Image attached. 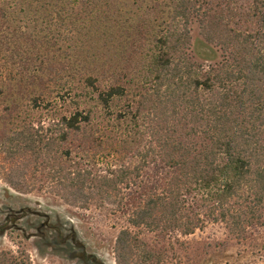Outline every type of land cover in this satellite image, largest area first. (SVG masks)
<instances>
[{
  "label": "trees",
  "instance_id": "1",
  "mask_svg": "<svg viewBox=\"0 0 264 264\" xmlns=\"http://www.w3.org/2000/svg\"><path fill=\"white\" fill-rule=\"evenodd\" d=\"M204 4L140 0L142 12L133 13L131 24L121 11L125 0H0V31L13 13L31 14L47 27L54 19L68 32L87 29L95 41L105 37L118 58L130 62L124 67L130 78L113 72L117 78L108 80L109 48L104 56L101 45L89 44L74 61L65 52L58 69L61 109L47 106L45 116L0 124V180L7 186L79 208L109 206L126 216L115 238L116 264L162 260L164 252L138 239L140 230L189 235L221 223L230 237L246 241L264 227V0H250L236 19L247 25L233 21L232 27ZM192 20L220 60H193ZM102 58L98 81L83 63L89 59L96 67ZM74 69L83 76L77 97L67 86ZM90 93L103 127L94 123L96 106L80 107ZM39 102L30 99L34 108L42 107ZM124 123L130 140L123 137ZM116 144L128 160H107V147ZM0 264L14 263L3 254Z\"/></svg>",
  "mask_w": 264,
  "mask_h": 264
},
{
  "label": "rangeland",
  "instance_id": "2",
  "mask_svg": "<svg viewBox=\"0 0 264 264\" xmlns=\"http://www.w3.org/2000/svg\"><path fill=\"white\" fill-rule=\"evenodd\" d=\"M139 1L125 0V6L121 9L124 17H132L131 24L136 18L133 13L142 12L136 6ZM148 1L145 0V2ZM201 1L211 6L209 11L211 16L221 15L223 20L229 23V27H232L233 21H241L243 25H247L245 19L244 21L236 19L248 10L250 0ZM145 6L144 3L142 5L143 10ZM229 9L232 14L229 13ZM190 28L192 36L190 55H192L193 60L201 63H212L220 60V51L217 47L203 40L195 20H192ZM95 38V35L89 34L87 29L71 33L59 26L57 20L53 19L52 26L47 27L46 21L37 20L31 14L27 19L20 12L13 13L8 25L0 31V124L9 126L10 121L16 123L45 116V110L42 108L47 106V108L61 109L58 103L61 101L60 95L64 94L61 88L63 78L62 73L58 74V69L65 52L70 56L71 61H74V54L81 52L85 55L89 44L93 47L101 45L104 56L107 48H109L110 54L108 56L111 63L109 65L110 73L107 74L110 77L108 80L116 79L118 75H123L125 72L128 75L127 78H130L131 73L124 68L128 67L130 63L126 62L127 58L125 56L118 58L121 56L120 51L115 49L112 42L106 44L105 37L96 41ZM114 51L118 53L112 54ZM103 59L98 60L96 67L94 66L95 62L88 59L83 63L84 69L98 77L97 72L102 70L99 65ZM50 66H53V70L50 69ZM74 70H72V76L67 73V86L71 88L68 90L71 97L74 95L77 97L83 90L81 71ZM113 72L118 74L111 78L110 75ZM100 80L101 76L98 77V81ZM118 81L120 80L118 79ZM32 97L38 98L40 101L38 105H42V107H32V103H30ZM95 97V94L90 93L83 98L86 102L82 103L80 107L96 106L94 123L97 121L96 125L103 127L105 122H100L101 118ZM126 102V100L115 101L116 104L120 105ZM125 124L122 125L123 128ZM124 129L123 137L130 140L129 136L132 135L130 128ZM107 130L110 134L115 131L111 127H108ZM105 152L109 162L126 161L129 158L122 145L117 146L116 144L111 148L107 147ZM6 187L7 185L0 180V193ZM25 199L33 203L39 202L43 206L57 211L60 215L74 220L80 231L96 246L98 251L111 260L112 264H116L115 238L119 230L126 226V216L123 213L114 212L109 206L99 207L94 204L86 208L75 207L45 192L30 191L25 193ZM138 239L156 253L164 252L162 260L158 264L264 263V227L255 228L246 241H238L230 237L221 223H207L189 235L174 233L166 236L165 234L140 230L138 231ZM19 243H23V241L1 239L0 255L4 254L14 264H59L53 257L40 255V247L35 248L27 245L24 248Z\"/></svg>",
  "mask_w": 264,
  "mask_h": 264
},
{
  "label": "flooded vegetation",
  "instance_id": "3",
  "mask_svg": "<svg viewBox=\"0 0 264 264\" xmlns=\"http://www.w3.org/2000/svg\"><path fill=\"white\" fill-rule=\"evenodd\" d=\"M1 239L23 241L19 244L24 248L40 247V255L53 257L59 264H112L74 220L25 199V193L9 186L0 193Z\"/></svg>",
  "mask_w": 264,
  "mask_h": 264
}]
</instances>
